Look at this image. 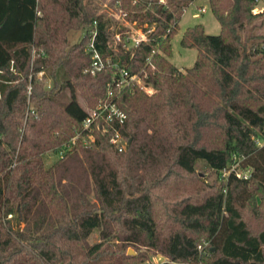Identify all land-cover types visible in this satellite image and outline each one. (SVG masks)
<instances>
[{"label": "trees", "instance_id": "1", "mask_svg": "<svg viewBox=\"0 0 264 264\" xmlns=\"http://www.w3.org/2000/svg\"><path fill=\"white\" fill-rule=\"evenodd\" d=\"M193 1L114 0L146 25L148 41L135 45L91 0H0V264H146L151 254L264 264V36L254 24L264 11L253 12L258 0H209L221 33L187 28L181 44L198 55L182 71L172 40ZM94 31L105 63L96 74L86 72ZM119 69L147 75L152 92L118 86ZM80 97L126 114L116 124L126 149L110 143V127L82 126ZM200 160L215 172L237 166L214 188Z\"/></svg>", "mask_w": 264, "mask_h": 264}, {"label": "rangeland", "instance_id": "2", "mask_svg": "<svg viewBox=\"0 0 264 264\" xmlns=\"http://www.w3.org/2000/svg\"><path fill=\"white\" fill-rule=\"evenodd\" d=\"M93 6L99 11L106 14V18L111 22V29L119 30L121 28L126 29V33L129 35V38L138 37L141 33L144 32V27L146 25H140L137 22L127 21L118 9L115 7L114 0H91ZM264 11V0H259L254 13ZM198 24H203L206 30V33L209 35H219L221 33V25L213 11L211 9L209 0H195L192 3L188 4L183 11V15L178 22V30L176 35L172 40V57L171 62L177 66L182 71L191 68L195 65L198 49L196 48H186L182 46L181 40L183 38L184 32L189 27H194ZM254 24H256L255 32L258 35L264 36V14L258 17ZM152 27L151 31H153ZM85 30H72L68 32V41L71 45L79 42L83 37ZM45 73H38L36 78L43 83L47 88L53 85V81L50 78H45ZM69 100V93L64 89L63 94L61 95V101L66 103ZM81 103L90 110L91 108L87 107L86 102L80 97ZM260 144L264 143V139L259 141ZM62 155V152L59 154L48 153L44 156L45 163L47 166L54 164ZM197 169L199 170V177L201 181H204L208 187H219L223 182L227 180L229 171L215 172L208 169L204 161H198ZM260 203V202H259ZM257 223L253 221L252 227L256 228ZM259 226V225H258ZM99 240V232L96 230L92 233L89 238L91 244ZM133 251L129 249L130 253ZM134 253V251H133ZM131 254V253H130ZM153 264H174L170 263L167 258L162 255L151 254L150 260ZM148 261V262H149ZM178 264V263H175Z\"/></svg>", "mask_w": 264, "mask_h": 264}, {"label": "built area", "instance_id": "3", "mask_svg": "<svg viewBox=\"0 0 264 264\" xmlns=\"http://www.w3.org/2000/svg\"><path fill=\"white\" fill-rule=\"evenodd\" d=\"M259 1V0H258ZM96 24V22H95ZM95 38H96V32H92L91 39L89 43L87 44L86 50L91 55V65L86 70V72H90L92 74H96V72L101 71L104 68V61L102 59L101 54L99 53L98 49L95 45ZM116 41H122V37L120 34L115 35ZM148 34L146 32L141 33L138 37H133V39L129 38L132 43L135 45H139L143 41H148ZM119 80H118V86H122L124 84H130L135 83L139 85L140 87L147 90L149 93L152 92V89L145 84V79L147 78V75L141 76L140 74H133L131 75L129 71L126 69H119ZM114 82H117V78L114 77ZM127 116L126 114L115 104L109 103L106 101H101V103L95 108L88 110V115L86 119L83 121V127L85 129L93 128L94 125H97L99 127H110L112 130V136L110 139V143L113 144L116 148L119 150L126 149L128 142L123 137V135L120 132V129L116 127V124L122 125L124 124ZM237 165H234L232 167V170L236 169ZM249 175V171L244 173V176L247 177ZM146 264H153L151 262H148ZM175 264V263H174Z\"/></svg>", "mask_w": 264, "mask_h": 264}, {"label": "water", "instance_id": "4", "mask_svg": "<svg viewBox=\"0 0 264 264\" xmlns=\"http://www.w3.org/2000/svg\"><path fill=\"white\" fill-rule=\"evenodd\" d=\"M131 254L133 253V251L130 252Z\"/></svg>", "mask_w": 264, "mask_h": 264}]
</instances>
